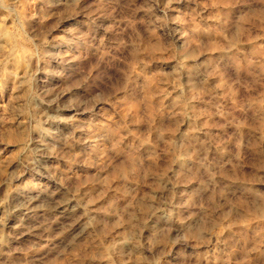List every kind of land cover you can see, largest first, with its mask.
I'll use <instances>...</instances> for the list:
<instances>
[{"label":"rangeland","instance_id":"374dc122","mask_svg":"<svg viewBox=\"0 0 264 264\" xmlns=\"http://www.w3.org/2000/svg\"><path fill=\"white\" fill-rule=\"evenodd\" d=\"M0 264H264V0H0Z\"/></svg>","mask_w":264,"mask_h":264}]
</instances>
